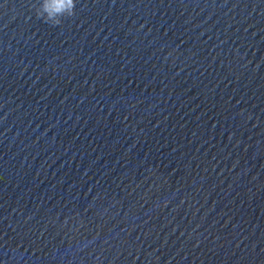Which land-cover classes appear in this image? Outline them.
<instances>
[{
  "label": "water",
  "instance_id": "obj_1",
  "mask_svg": "<svg viewBox=\"0 0 264 264\" xmlns=\"http://www.w3.org/2000/svg\"><path fill=\"white\" fill-rule=\"evenodd\" d=\"M0 0V264H264V0Z\"/></svg>",
  "mask_w": 264,
  "mask_h": 264
},
{
  "label": "clouds",
  "instance_id": "obj_2",
  "mask_svg": "<svg viewBox=\"0 0 264 264\" xmlns=\"http://www.w3.org/2000/svg\"><path fill=\"white\" fill-rule=\"evenodd\" d=\"M76 0H39L35 12L37 17L52 26L61 24L62 17L74 15Z\"/></svg>",
  "mask_w": 264,
  "mask_h": 264
}]
</instances>
